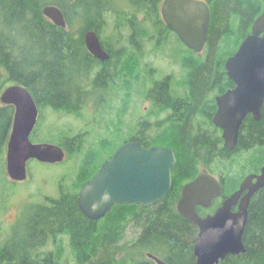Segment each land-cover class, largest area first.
<instances>
[{"label":"trees","instance_id":"16d2710c","mask_svg":"<svg viewBox=\"0 0 264 264\" xmlns=\"http://www.w3.org/2000/svg\"><path fill=\"white\" fill-rule=\"evenodd\" d=\"M161 1L0 0V95L7 86L17 84L26 87L34 96L39 112L43 106L65 107L71 105L70 99L76 90L84 89L82 84L86 81H79L78 77L81 73L96 75L94 79L89 78L94 90L105 88V84L110 90H129L130 77L135 73L132 71L134 63L122 61L118 75L114 56L100 67L101 63L83 49V34L93 30L100 37V27L105 26L104 18L114 14V30L118 33L128 30L126 41L145 40L150 34L147 25L151 30L162 28L158 15ZM207 1L211 16L206 60L197 63L189 59L184 62L185 78L182 79L183 91L179 96L167 93L168 79L157 81L151 87L154 100L172 108L168 127L155 131L149 143L144 138L146 129L137 131V135L130 133L125 139L123 126L121 143L115 146L110 137L90 143H85L81 136L72 139L62 137L57 145L66 151L67 156L73 151L80 152L86 145L76 168L75 180L59 192L57 199L50 198L45 204L35 206L32 218L27 220L26 235L17 241L11 238L0 246V264H63L60 251L43 250L49 242L56 243L58 235H66L70 239L79 264L87 261L88 264H155L146 256L139 257L137 252L141 251L158 257L165 264L195 263L193 247L198 230L175 210L181 186L205 168L212 175L217 173L225 182L223 195L227 196L236 188L246 170L255 169L264 161V115L258 122L250 117L244 120L233 151L223 147L220 132L211 123L209 127L199 126L201 122L210 121L211 94L218 89L220 77L225 75L223 61L235 52L250 32L255 18L264 13V0ZM47 5L61 10L67 26L70 23L68 17L74 10L81 15L84 26L78 37L54 26L42 15L41 10ZM138 15L142 16L140 21H137ZM101 41L113 52V41ZM13 111V107L0 104V156L6 151ZM124 114L125 110L121 116ZM37 128L30 136L35 142L38 141L35 135ZM211 130L215 132L213 143L210 141ZM128 141L143 147H168L175 152L177 161L171 169V189L163 200L149 209L136 205L114 206L105 219L91 221L78 208V192L103 160ZM244 153L250 156L248 162L241 159ZM216 165L222 168L221 172L215 169ZM118 208L128 209V225L132 224L139 231L131 244L123 241L127 220L113 216ZM104 221L107 224L99 229V224ZM243 243L245 254L228 256L219 264H264V189L250 205ZM118 252H122L124 257L118 259Z\"/></svg>","mask_w":264,"mask_h":264},{"label":"water","instance_id":"95a60500","mask_svg":"<svg viewBox=\"0 0 264 264\" xmlns=\"http://www.w3.org/2000/svg\"><path fill=\"white\" fill-rule=\"evenodd\" d=\"M160 12L166 27L188 49L200 52L207 41L210 22L206 3L198 0H163ZM41 13L54 26L66 28L63 13L58 7L44 6ZM83 41L95 59L101 62L109 59L95 31L85 32ZM225 70L235 88L216 98L218 109L213 123L222 132L223 147L233 151L246 116L251 115L255 121H259L262 116L264 14L254 21L251 34L227 58ZM0 103L14 108L5 153V173L11 182L21 183L27 179V164L31 160L49 165L63 162L66 152L62 147L30 141L37 124L38 109L26 87L17 84L8 86L0 95ZM175 163L176 156L171 148H146L135 142L125 143L80 189L76 199L78 208L87 219L98 221L115 205H155L171 189V169ZM262 188L264 164L259 175L246 176L239 189L227 197L214 214L202 218L196 208H209L214 199L222 196L220 182L213 175L202 172L182 185L175 209L181 218L198 230L193 247L195 264H219L228 256L246 253L243 235L248 221V207L254 194ZM235 206L237 211L233 212ZM147 257L155 264H165L151 254Z\"/></svg>","mask_w":264,"mask_h":264},{"label":"rangeland","instance_id":"374dc122","mask_svg":"<svg viewBox=\"0 0 264 264\" xmlns=\"http://www.w3.org/2000/svg\"><path fill=\"white\" fill-rule=\"evenodd\" d=\"M114 14L107 15L104 18L105 26L101 29L100 39L105 42H115V41H126L129 35L128 30H123L118 33V30H114L113 18ZM70 23L68 24V31L73 33L74 37H78V34L81 29H83L84 21L81 18V15L75 10L68 17ZM142 16H137V21H140ZM149 29L148 38L152 37L148 41L155 42L159 39L158 31L155 29ZM162 29V28H161ZM162 35V40L168 43L164 48L159 52L155 53V48L147 51V62L149 63V68L158 70V74L152 76L148 75L147 78H142L145 76L144 73H141L142 76L138 79L137 84H135L134 90L142 91L145 89H150L157 81L163 79L164 75H171L174 80V90L177 88L178 93L183 91L182 89V78L183 75L180 67L178 65V43L175 38H173L168 33ZM181 51V50H180ZM180 53V52H179ZM182 55H180V58ZM140 62V61H138ZM138 65V64H137ZM141 67L143 65L141 64ZM85 84V83H84ZM84 89L88 88V91L94 90L91 79H86V84L83 86ZM82 88V89H83ZM106 89V86L105 88ZM93 99L89 98L87 101ZM92 106L89 102L86 109L82 111L67 112L65 110L54 111L47 106L41 107L40 121L37 123L36 137H38V143L41 142H50L51 144L57 145L58 141L63 136H75L82 134L83 126L86 122L90 121L92 116L91 111H93ZM149 106V103L145 102L144 98L137 96L133 104L132 116L125 112L123 116V133L124 136H129V130L133 131L132 120L131 118L140 114L144 115V109ZM88 110V111H87ZM156 113L155 111H152ZM98 129V128H97ZM94 127L89 128V132H93ZM102 129L96 131L97 135H100ZM34 134V133H33ZM104 135H107L106 132ZM84 139V135H82ZM127 137H125L126 139ZM33 143H36L31 139ZM86 143V139H85ZM120 144L121 142L117 141L113 145ZM59 146V145H57ZM86 145L80 152L73 151L70 156H67L66 159L60 164H42L36 161H29L27 164L28 180L22 183H13L9 181L5 173V154L0 156V246L3 243L8 242L9 239H14L17 241L19 238H23L27 232V220L32 218V214L35 212V206L38 204H45L47 199H57L59 192L62 189H65L68 184H71L75 180L76 172L78 169L77 166L80 163V160L85 153ZM105 151V150H104ZM106 152H109L106 150ZM214 168V167H213ZM215 169L222 171V168L219 165L215 166ZM217 174V173H216ZM216 174L214 175L216 177ZM5 177V178H4ZM11 182V183H10ZM65 187V188H64ZM128 209H116L113 213V216L119 217L120 219L127 220L125 226L124 238L123 241L127 244L133 243L139 235V231L134 228L132 224L128 225L130 217H128ZM126 215V216H124ZM107 224V221L100 223L98 228L102 229ZM108 228V227H107ZM56 243L52 244L49 242L46 247L43 248L45 252L58 250L61 253V261L63 264H79L77 263L76 250L73 248L71 241L67 238L66 235H58L55 237ZM88 250V249H87ZM91 251V250H89ZM88 251V252H89ZM146 252L141 251L137 252V255L141 258H145ZM116 257L121 259L123 256L122 252L117 253ZM89 261H87L88 264Z\"/></svg>","mask_w":264,"mask_h":264},{"label":"flooded vegetation","instance_id":"af4514ba","mask_svg":"<svg viewBox=\"0 0 264 264\" xmlns=\"http://www.w3.org/2000/svg\"><path fill=\"white\" fill-rule=\"evenodd\" d=\"M198 1H202V2L206 3V5L208 6L209 11H210V7H209V4H208L207 0H198ZM161 4H162V1L160 3V6H159L158 15H159V18H160V23L162 25V29L161 30H157L158 31V37L160 36L157 41H155V42L148 41V39L150 40L152 37L146 38L145 40H143V38H141L140 41H132V42L131 41H117V42L115 41V42H113L111 44L113 46V48H112L113 52H110L109 48L104 43H102L100 37L98 36L99 40L101 42L102 49L109 55V58H111L113 56L116 58V60H115V70L118 72V73H116L117 75L119 73H121L120 63H122V61L127 60V61H132L134 63V68L132 69V71H135V73L132 74L131 77H130L131 88L129 90L123 91L122 89H119V88L116 89V90H110L108 88V86H106V84H105L106 89H104V88L100 89L99 88V89H96V90L88 91V88H87V89H83V90H76L75 95H73V97L70 99L71 105H67L65 107H60V108H58L59 106H51V107H49L51 110H54L55 112L56 111L57 112L58 111L62 112L63 110H65L67 112H74V111H82L83 109H86V107L88 106L89 102L91 104H94V106H92V108H93L92 110L93 111H91V113L95 114V115L92 116L90 121H88V122H86L84 124V126H83L84 129L83 130H85V131L82 134L75 135V136H81L80 138L83 139L82 135H84V138L86 139V141H88V143H90L92 141L94 142L96 140L99 141V140L104 139L106 137H110L111 140H113V142L120 141V136H121L120 130H121V127L123 126V116L125 115L124 114L123 116H121V112L124 111V110H125V112H127L130 109V111L128 113L130 114V116H132L133 112H131V110L133 109V104L135 102V98L138 95L143 97L145 102L149 103V106L144 109V111H145L144 115L138 114L135 117L133 115V117L131 118V120H132V127L131 128H133V131L129 130V133H133L134 135L135 134L137 135V131L141 132L140 130H142L144 128V129H146L145 130V134H144V138H146L145 142L149 143L151 141L152 137L154 136L155 131H157L158 129H162L163 127H168V125H169L168 121L172 118L171 116L173 115L172 108L169 105H165V106L163 105L162 106V104H160L159 102L154 100L151 88L150 89H145V90H142V91L134 90V88L136 86L135 84H137L138 79L142 76L141 73L145 74V76L141 77V79L142 78H147L148 75L152 76L154 74H156V75L158 74L157 68L156 69H152V68L150 69L148 67L149 63L147 62V56L149 54H148L147 51L155 48L154 51H156L155 53H157L162 48H164L166 45H168V43L163 41L162 37H161L162 35H165L164 32L168 33L173 38H175L177 40L178 45H179L178 48H177V49H179V51L177 52L179 54L178 55L179 56L178 57V59H179L178 60V65L180 67V70L182 71V74H184L183 78H182V79H184L185 78V70L183 68L184 62H187V61H189V59H191V60H195V62H197V63H201V62H204L206 60L207 56H208L209 38H210V22H209V30H208L207 41L203 45V48L200 50V52H194L193 50L188 49L179 40L178 36L176 34H174L172 31H170L165 26L164 22L162 21L161 14H160ZM263 14L264 13L259 14L255 18V20L259 16H261ZM210 16H211V11H210ZM254 21H253V23H254ZM253 23H252V25H253ZM252 25H251V28H252ZM251 28H250V32L244 37V39L248 35L251 34ZM87 31H89V30H87ZM87 31H85V32H87ZM84 34H83V36H84ZM243 40L239 43V45L243 42ZM239 45H238V47H239ZM238 47L236 48V50L238 49ZM83 49L89 54V52L87 51V49L85 47L84 41H83ZM236 50H235V52H236ZM233 54H231L227 58L231 57ZM180 55H182L181 58H180ZM227 58H225V60L223 61V68H224V71H225V75L220 77V85H219L218 89L217 90L215 89L214 91H212V94H211L212 95L211 97H212L213 107H212V110L210 112V117H209L210 121L201 122L199 124V126L201 125L203 127H209L210 123H211V125L215 129H218V128L215 127V125L213 123V117L216 114L217 109H218L217 103H216V98L218 96H221V95L225 94L227 91L232 90V89L235 88L234 83L228 77L227 72L225 70V61L227 60ZM97 61L99 63H101L100 67L102 66V64H104L106 62V61L105 62H101L99 60H97ZM138 61H140V62H138ZM141 64L143 65V67H141ZM78 77H79V81H82V80L86 81V79H89V78L94 79L96 77V75H85V74L81 73L80 75H78ZM118 77H117V79H118ZM128 77L129 76L127 75V78ZM162 77H163V79H161V80L168 79V82H169V84H167V86L169 85L168 86V90H167L168 94L172 93V94H176V95L179 96L182 93V91H181V93H178L177 88L174 90V80L172 79V76L170 74L169 75H164ZM104 81H107V80L105 79ZM85 84H82V86H85ZM170 87H171V89H170ZM31 96H32V98H33V100H34V102H35V104L37 106V109H38V103L36 102V100H35V98H34V96L32 94H31ZM89 98H92L93 101L92 100L87 101ZM176 98H178V97H175L174 99H176ZM174 99H171V100H174ZM171 100H170V102H171ZM158 101H160V100H158ZM152 111H155L156 113H153ZM38 113H39V110H38ZM263 115H264V105H263V108H262L261 119H262ZM247 117H250L252 120H254L251 115H247L246 118ZM39 118H40V113L38 115L37 123L39 121ZM244 120H243V122H244ZM243 122H242V124H243ZM256 122H258V121H256ZM242 124H241V127H242ZM36 126H37V124H36ZM90 127H94V130L91 133L88 131ZM241 127H240V129H241ZM97 128L99 129V131H100V129H102V131H101L102 133H100V135L96 134V131H98ZM240 129H239V133H238L237 144H238L239 137H240ZM211 131L212 132H211L210 141L212 140L211 142L213 143V141H215V132H214V130H211ZM218 131L220 132V138L222 140V132L219 129H218ZM105 132H106L107 135H104ZM115 132H116V134H115ZM124 134H125V132L122 134L123 137H124ZM75 136H70V137L69 136H63V138L72 139ZM129 136H127V138ZM30 141H31V139H30ZM128 142H124L123 144L128 143ZM130 142H134V141H130ZM135 143H137V142H135ZM222 143L224 145L223 140H222ZM123 144H121V145H123ZM150 147H154V146H150ZM150 147H146V148H150ZM156 147H158V146H156ZM113 153L111 154L110 157H108L105 160H103V162L97 167L96 171L85 182V184H87L92 179V177L96 174V172L98 171L100 166L105 161H107L108 159H110L112 157ZM174 154H175V152H174ZM246 154L245 153L242 154L241 155V159L242 160H246L248 162L250 156L246 155ZM206 160L207 159H205V161ZM176 161H177V158H176ZM263 164H264V161L261 163L260 166L256 167L255 169L246 170L247 172L245 173V175H243V177L241 178V180L237 184L236 188L233 189V191L229 195L225 196L222 193V196L220 198L214 199L212 201V204H211V206L209 208L197 207L196 208L197 214L200 217H202V218L214 214L215 211L221 206L222 202L227 197H229L231 194H233L236 190L239 189L240 183L242 182V180L246 176H248V175H259L260 174ZM202 172L209 173L205 168H201L200 173H202ZM216 177L218 178V181L220 182V184L222 186V190H223L225 182L218 177V174H216ZM253 182H255V179H253ZM186 183H188V182H186ZM171 184H172V180H171ZM262 189H264V188H262ZM262 189H260V190H262ZM260 190L258 192H256L254 194V196L252 197V199L250 200V204H249V207H248V213H249V208H250V205H251L253 199L255 198L256 195H258ZM245 194H246V191L242 194V197ZM150 207L151 206L145 207V209H149ZM113 208H112L111 211H113ZM232 211L236 212L237 211V206H235L232 209ZM107 214L100 220L105 219ZM100 220H98V221H100Z\"/></svg>","mask_w":264,"mask_h":264}]
</instances>
